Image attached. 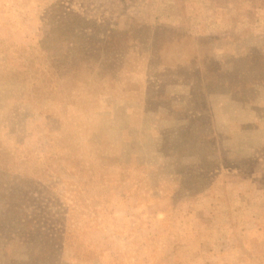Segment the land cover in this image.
<instances>
[{
	"label": "rangeland",
	"instance_id": "rangeland-1",
	"mask_svg": "<svg viewBox=\"0 0 264 264\" xmlns=\"http://www.w3.org/2000/svg\"><path fill=\"white\" fill-rule=\"evenodd\" d=\"M0 264H264V0H0Z\"/></svg>",
	"mask_w": 264,
	"mask_h": 264
},
{
	"label": "trees",
	"instance_id": "trees-1",
	"mask_svg": "<svg viewBox=\"0 0 264 264\" xmlns=\"http://www.w3.org/2000/svg\"><path fill=\"white\" fill-rule=\"evenodd\" d=\"M72 16L78 22L77 24L87 25L90 23V20L87 21L85 19H82L77 14H72ZM64 27L72 28L71 24L67 25L63 21L58 22L57 25H54V29H52L54 34H56V37L50 41L52 47L50 49H47V56L50 59L56 60L58 63H61L62 66L56 70L57 81L68 78L72 74L74 75V73H77L79 71V66L82 65V63H85L82 57L83 55L81 56L79 53L80 45L84 43L83 37L77 35V29L74 28L67 29L66 32L60 33L64 29ZM190 37L195 39V37ZM23 73L24 72L21 71V69L17 70L12 73V77L24 81L25 79L22 77ZM27 76L28 74L26 75V77ZM53 81L54 79H51L49 83L50 86H52ZM45 83L47 84V81Z\"/></svg>",
	"mask_w": 264,
	"mask_h": 264
}]
</instances>
